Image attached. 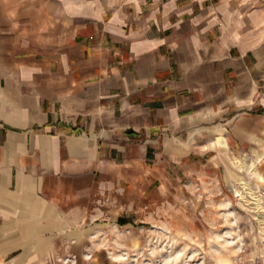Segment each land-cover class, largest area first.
<instances>
[{
    "label": "crops",
    "instance_id": "1",
    "mask_svg": "<svg viewBox=\"0 0 264 264\" xmlns=\"http://www.w3.org/2000/svg\"><path fill=\"white\" fill-rule=\"evenodd\" d=\"M263 109L264 0H0V259L101 257Z\"/></svg>",
    "mask_w": 264,
    "mask_h": 264
},
{
    "label": "rangeland",
    "instance_id": "2",
    "mask_svg": "<svg viewBox=\"0 0 264 264\" xmlns=\"http://www.w3.org/2000/svg\"><path fill=\"white\" fill-rule=\"evenodd\" d=\"M258 117L249 140L162 184L155 211L135 227L110 228L102 256L76 264H264V109Z\"/></svg>",
    "mask_w": 264,
    "mask_h": 264
}]
</instances>
